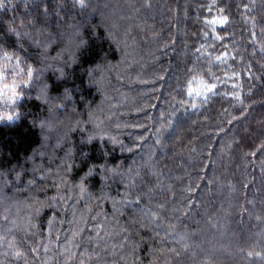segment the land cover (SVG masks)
Segmentation results:
<instances>
[{
  "label": "trees",
  "instance_id": "trees-1",
  "mask_svg": "<svg viewBox=\"0 0 264 264\" xmlns=\"http://www.w3.org/2000/svg\"><path fill=\"white\" fill-rule=\"evenodd\" d=\"M85 4L0 0V264H264V0Z\"/></svg>",
  "mask_w": 264,
  "mask_h": 264
},
{
  "label": "clouds",
  "instance_id": "clouds-1",
  "mask_svg": "<svg viewBox=\"0 0 264 264\" xmlns=\"http://www.w3.org/2000/svg\"><path fill=\"white\" fill-rule=\"evenodd\" d=\"M10 60L7 52L4 53ZM12 69V73L6 76V70ZM23 69L19 63L12 64L5 62L0 64V122L4 120L12 121L19 115L18 102L21 99V93L18 91L20 85L28 83V80L20 77ZM31 78V72L28 73V79Z\"/></svg>",
  "mask_w": 264,
  "mask_h": 264
},
{
  "label": "rangeland",
  "instance_id": "rangeland-1",
  "mask_svg": "<svg viewBox=\"0 0 264 264\" xmlns=\"http://www.w3.org/2000/svg\"><path fill=\"white\" fill-rule=\"evenodd\" d=\"M4 54L3 53H0V64H3V63H5L6 61L7 62H9V63H12V64H16L18 61H17V55H11L10 57H11V59L9 60L8 59V57L7 58H5V56H3ZM31 66V65H30ZM29 66V67H30ZM28 67V70L32 73V71H31V67L29 68ZM12 69H8V70H6V76H9L11 73H12ZM29 73V72H28ZM28 73L27 72H25V73H23V75H20V77H18V78H23V79H26V80H30L31 78H32V75H31V78L30 79H28ZM24 85L25 84H22V85H20V88L18 89V91L21 93V91H22V88L24 87ZM22 97V96H21Z\"/></svg>",
  "mask_w": 264,
  "mask_h": 264
},
{
  "label": "snow or ice",
  "instance_id": "snow-or-ice-1",
  "mask_svg": "<svg viewBox=\"0 0 264 264\" xmlns=\"http://www.w3.org/2000/svg\"><path fill=\"white\" fill-rule=\"evenodd\" d=\"M78 3H79V5H80L81 7H86L85 0H78ZM0 7H3V5H0ZM226 19H227V18L225 17V20H226ZM220 23L223 24V23H224V20H221ZM207 87H208V90L211 91V89L214 88L215 85H209V86H207Z\"/></svg>",
  "mask_w": 264,
  "mask_h": 264
}]
</instances>
